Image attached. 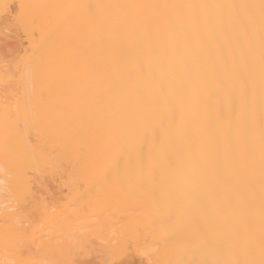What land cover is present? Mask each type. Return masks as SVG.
Segmentation results:
<instances>
[{
    "label": "bare ground",
    "instance_id": "1",
    "mask_svg": "<svg viewBox=\"0 0 264 264\" xmlns=\"http://www.w3.org/2000/svg\"><path fill=\"white\" fill-rule=\"evenodd\" d=\"M0 264H264V0H0Z\"/></svg>",
    "mask_w": 264,
    "mask_h": 264
}]
</instances>
